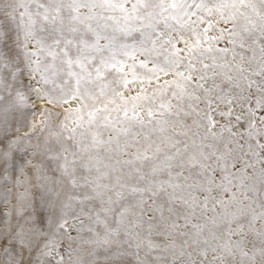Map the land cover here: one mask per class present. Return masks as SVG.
<instances>
[{
	"label": "snow or ice",
	"instance_id": "snow-or-ice-1",
	"mask_svg": "<svg viewBox=\"0 0 264 264\" xmlns=\"http://www.w3.org/2000/svg\"><path fill=\"white\" fill-rule=\"evenodd\" d=\"M0 264H264V0H0Z\"/></svg>",
	"mask_w": 264,
	"mask_h": 264
},
{
	"label": "rangeland",
	"instance_id": "rangeland-1",
	"mask_svg": "<svg viewBox=\"0 0 264 264\" xmlns=\"http://www.w3.org/2000/svg\"><path fill=\"white\" fill-rule=\"evenodd\" d=\"M41 118H42L41 115L38 114L36 117H34V120H35L36 122H38Z\"/></svg>",
	"mask_w": 264,
	"mask_h": 264
}]
</instances>
